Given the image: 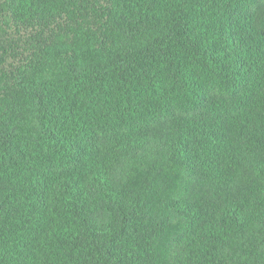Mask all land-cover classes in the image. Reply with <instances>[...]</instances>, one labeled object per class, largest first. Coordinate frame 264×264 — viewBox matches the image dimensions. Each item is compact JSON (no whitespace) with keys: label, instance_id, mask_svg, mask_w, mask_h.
<instances>
[{"label":"trees","instance_id":"1","mask_svg":"<svg viewBox=\"0 0 264 264\" xmlns=\"http://www.w3.org/2000/svg\"><path fill=\"white\" fill-rule=\"evenodd\" d=\"M0 264H264V0H0Z\"/></svg>","mask_w":264,"mask_h":264}]
</instances>
